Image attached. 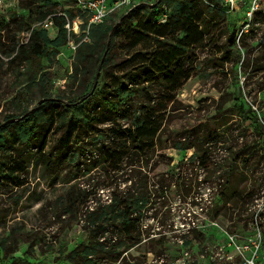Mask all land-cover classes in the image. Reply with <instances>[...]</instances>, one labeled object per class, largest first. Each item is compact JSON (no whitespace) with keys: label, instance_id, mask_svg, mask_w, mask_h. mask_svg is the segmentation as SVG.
Returning <instances> with one entry per match:
<instances>
[{"label":"rangeland","instance_id":"374dc122","mask_svg":"<svg viewBox=\"0 0 264 264\" xmlns=\"http://www.w3.org/2000/svg\"><path fill=\"white\" fill-rule=\"evenodd\" d=\"M21 1L16 0L9 23L0 26V133L5 137L0 142V264H72L69 255L76 247L92 245L93 213L110 203V193L145 186L152 196L138 221L139 241L120 248L116 261L98 264H171L185 250L194 261L205 262L216 237L226 232L243 239L258 228L264 236V0H258L254 12L245 0L216 20L203 16L204 40L187 50L186 70L177 87L168 85L171 100L159 110L157 146L145 158L122 163V171L115 173L93 167L84 157L80 165L55 159L64 144L77 148L74 117L95 113L79 98L94 83L111 91L135 67V59L157 49L155 37L144 34L132 45L121 34L109 50L112 32L125 14L119 10L106 20L113 27L105 38L75 27L76 34L66 30L64 45L36 56L28 46V24L21 21L28 13ZM181 1L187 0H145L139 15L157 5L156 20L162 22ZM51 3L53 12L72 4ZM40 17L33 14L32 23ZM156 94L150 102L140 99L144 109L161 105ZM74 101L84 106L68 109ZM240 105L258 122L244 118ZM23 115H38L44 126L37 135L45 137L42 153L51 159L49 165L39 160L36 146L21 139L24 126L7 122ZM114 126L108 120L83 131L82 145L93 135H108L106 129ZM144 174L146 181L139 180ZM101 223L109 231L99 240L114 241L112 227Z\"/></svg>","mask_w":264,"mask_h":264},{"label":"trees","instance_id":"16d2710c","mask_svg":"<svg viewBox=\"0 0 264 264\" xmlns=\"http://www.w3.org/2000/svg\"><path fill=\"white\" fill-rule=\"evenodd\" d=\"M42 1V4L40 0H22L20 2L21 7L28 10L27 15L21 17V21L28 24L31 29L28 46L36 56H47L49 48L56 50L67 41V31L64 27L66 19L63 16L54 17L58 26L55 37H50L44 29L32 27L33 14L37 13L41 19H44L53 12L54 6H56L55 3H51V0ZM142 4L144 3L125 10V14L122 13L124 14L122 15L123 21L121 26L112 32L109 50L115 45L116 37L121 34H127L132 45L142 41L144 34L151 35L158 43L157 49L151 54H145L141 59H135V65L133 64L135 67L120 77L117 85L111 91L103 85L99 86L94 83L90 92L79 98V100L83 99L86 105H91L95 113L90 117L86 115L74 117L73 138L77 148L74 145L70 148L71 145L68 147V144H64V151L56 156L57 164L74 161L77 165L80 158L84 157L85 160L92 161L93 167L102 165L106 167L105 169L115 173L118 170L122 171L119 169L122 163L129 162L133 158H145L154 151L158 143L163 118L158 113L159 110L165 109V104L171 100V96L167 92L171 93L172 90L168 88V85L178 86L180 72L186 70L184 67L187 63V50L204 40L206 31L203 16L206 15L210 20H216L223 11L229 9L223 0H213L209 3H205L204 0L181 1L176 4L175 12L171 14V17L169 15L167 19L160 22L156 20L158 6L151 7L139 15ZM66 13L71 19L75 16V13L73 14L69 9L66 10ZM11 15L14 14L11 13ZM108 18L102 23L91 25L87 31L88 35L91 37L96 32L100 34H98L100 38H105L113 27L110 24H105ZM12 20L15 21L14 16ZM127 23L128 25L124 26ZM5 24L2 22L0 26ZM128 28L131 29L130 33L127 32ZM231 42V48H235V41L232 39ZM23 46L22 44L20 48ZM105 49V45H103L100 56ZM106 62L104 61L102 65L104 66ZM187 76L186 72L184 77ZM163 89L166 91H162ZM155 91L158 92L156 95L161 105L155 102L153 106L144 109L140 99L145 96L150 102ZM46 101L48 100L44 99L42 103ZM77 105L76 101L71 102L68 104V109L74 106L77 108L84 106ZM240 111L244 118H254L258 122L256 117L247 115L246 111L242 109V105H240ZM156 114L157 118H153ZM108 120L117 126L107 128L108 135L105 133L93 135L90 142L82 145L83 140L80 136L83 131L88 132L89 129H93L90 127ZM119 120L120 123L126 122L127 125L122 126L119 124ZM10 123L24 126V135L21 139L31 146H36L39 160L45 165H49L51 159L46 157V153H42L45 147V137L37 135L44 127L40 123L38 115H26L20 120ZM4 139L5 137L0 133V142ZM77 167L79 168V166ZM2 176H6L5 173H2ZM146 177L144 174L139 180L146 181ZM130 179L132 178L124 180L129 181ZM110 194V203L93 213L91 223L95 227L89 229L92 245L81 244L76 247L69 255L72 264H98L104 259L114 262L120 254V248L127 249L139 241L141 232L138 221L147 210L145 206L149 203L152 193L145 186L144 188L136 187L131 192L120 191ZM101 221L112 227V232H115L114 241L106 243L99 240L105 232L109 231ZM108 221L111 223H106Z\"/></svg>","mask_w":264,"mask_h":264},{"label":"built area","instance_id":"2783aa9c","mask_svg":"<svg viewBox=\"0 0 264 264\" xmlns=\"http://www.w3.org/2000/svg\"><path fill=\"white\" fill-rule=\"evenodd\" d=\"M70 9L75 13L72 19L73 27L70 28L69 17L66 11L56 10L47 15L39 23L32 27H39L47 31L50 37H55L58 26L54 21L55 16H63L66 19L64 27L68 32L77 33L75 27L82 31H88L91 25L102 23L113 13L119 10H127L145 2V0H70ZM16 0H0V24L9 23L8 16L12 11ZM229 9H237L245 0H223ZM252 12L259 10L258 0H250ZM251 12V13H252ZM31 30V29H30ZM73 46V40L69 41ZM216 225V223H215ZM221 235V234H220ZM211 255L203 261H194L188 250L183 251L184 257L177 258L171 264H264V236L260 229L256 228L253 235L239 239L232 233H225L216 237ZM202 258H205L202 255Z\"/></svg>","mask_w":264,"mask_h":264},{"label":"water","instance_id":"95a60500","mask_svg":"<svg viewBox=\"0 0 264 264\" xmlns=\"http://www.w3.org/2000/svg\"><path fill=\"white\" fill-rule=\"evenodd\" d=\"M43 100H41L40 102H42ZM25 115L23 116H20V117H17V118H11V119H8L7 122H11V121H15V120H20L21 118H23Z\"/></svg>","mask_w":264,"mask_h":264}]
</instances>
